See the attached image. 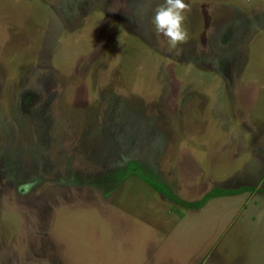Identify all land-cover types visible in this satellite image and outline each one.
<instances>
[{"label":"rangeland","instance_id":"374dc122","mask_svg":"<svg viewBox=\"0 0 264 264\" xmlns=\"http://www.w3.org/2000/svg\"><path fill=\"white\" fill-rule=\"evenodd\" d=\"M162 2L0 0V264H264V0Z\"/></svg>","mask_w":264,"mask_h":264},{"label":"clouds","instance_id":"9594fccd","mask_svg":"<svg viewBox=\"0 0 264 264\" xmlns=\"http://www.w3.org/2000/svg\"><path fill=\"white\" fill-rule=\"evenodd\" d=\"M190 11L186 0H163L153 9L151 23L155 32L166 39L170 49L188 41L189 31L185 21Z\"/></svg>","mask_w":264,"mask_h":264},{"label":"trees","instance_id":"16d2710c","mask_svg":"<svg viewBox=\"0 0 264 264\" xmlns=\"http://www.w3.org/2000/svg\"><path fill=\"white\" fill-rule=\"evenodd\" d=\"M128 169L129 170L127 172V176H130L132 174L133 176L141 180L143 183H145L147 186H149L151 189H153L155 192L162 194L169 201L173 202L178 206L185 207L190 210L203 208L211 199L214 198L237 196L247 192L253 193L256 190L263 191L260 188L249 186H244L239 189L215 188L207 195H205V197L202 198L200 201L188 202L180 199L166 183L159 180L158 176H155L152 173H146L136 163H130ZM126 177L122 173H118L116 175L117 180H121Z\"/></svg>","mask_w":264,"mask_h":264}]
</instances>
